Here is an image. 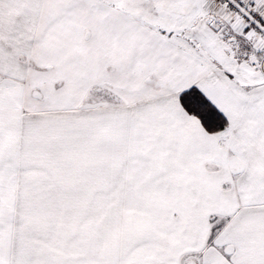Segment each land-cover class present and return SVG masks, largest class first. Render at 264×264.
I'll return each instance as SVG.
<instances>
[{
	"label": "snow or ice",
	"instance_id": "6c2138e0",
	"mask_svg": "<svg viewBox=\"0 0 264 264\" xmlns=\"http://www.w3.org/2000/svg\"><path fill=\"white\" fill-rule=\"evenodd\" d=\"M0 264H264V0H0Z\"/></svg>",
	"mask_w": 264,
	"mask_h": 264
}]
</instances>
